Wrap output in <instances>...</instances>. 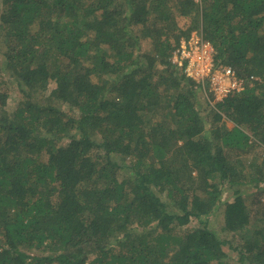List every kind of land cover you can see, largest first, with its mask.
Segmentation results:
<instances>
[{"label": "trees", "instance_id": "1", "mask_svg": "<svg viewBox=\"0 0 264 264\" xmlns=\"http://www.w3.org/2000/svg\"><path fill=\"white\" fill-rule=\"evenodd\" d=\"M194 31L244 84L205 109ZM0 34V264H264V0H0Z\"/></svg>", "mask_w": 264, "mask_h": 264}, {"label": "built area", "instance_id": "2", "mask_svg": "<svg viewBox=\"0 0 264 264\" xmlns=\"http://www.w3.org/2000/svg\"><path fill=\"white\" fill-rule=\"evenodd\" d=\"M171 61L182 69L186 77L210 92L216 102L244 87L243 79L238 78L230 66L214 64L212 46L195 31L187 39H181ZM209 102L211 103L210 99Z\"/></svg>", "mask_w": 264, "mask_h": 264}, {"label": "rangeland", "instance_id": "3", "mask_svg": "<svg viewBox=\"0 0 264 264\" xmlns=\"http://www.w3.org/2000/svg\"><path fill=\"white\" fill-rule=\"evenodd\" d=\"M2 36L3 35L0 34V37H2ZM139 46L141 47V49L147 48L148 47L147 40L143 39L139 43ZM173 68L177 69L178 67L174 66ZM5 78H6V81L8 83V88H7L8 98H7V101H8V103L10 105H13L19 100V98L21 96L20 88L22 87V82H20L17 78H15L9 70L5 71ZM53 87H54V83L53 82L49 83L48 90L46 91L45 94L47 95ZM194 88L195 89L197 88L196 89L197 90V96L200 99V103H201V107L202 108L205 109L206 107H208L209 105L211 106L212 103H215L217 101V100H213L212 97H211L210 92L205 91V89H203L202 87L194 86ZM207 99L211 100L210 104L209 103L207 104V102H208ZM206 113L207 112L202 111V114L204 116H207L209 114V113H207V114ZM226 124H227L228 127H230L232 125V122L226 121ZM229 196H230V194H227V192H224L222 194V200H226L227 197H229ZM221 202H223V201H221ZM180 222H181V224H180L179 228L182 231L184 229H186L187 227H190V226L195 224V220L193 218H191V217L190 218L181 219ZM222 224H223L222 205H219V206L216 207L215 211L213 212V216H212V219H211L210 226H211V228L214 231H216L221 236V238L229 239L231 234H226L225 231H222ZM230 241L235 243L236 239L234 237H230ZM228 247H229L228 245H224V249L226 251H228V253L231 255L232 258H235L234 252L232 250H230V248H228Z\"/></svg>", "mask_w": 264, "mask_h": 264}]
</instances>
